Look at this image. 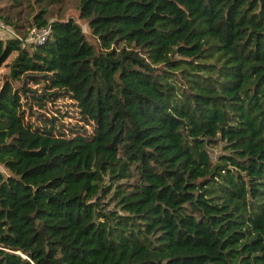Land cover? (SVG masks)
I'll return each instance as SVG.
<instances>
[{
    "label": "trees",
    "instance_id": "trees-1",
    "mask_svg": "<svg viewBox=\"0 0 264 264\" xmlns=\"http://www.w3.org/2000/svg\"><path fill=\"white\" fill-rule=\"evenodd\" d=\"M0 1V264H264V0Z\"/></svg>",
    "mask_w": 264,
    "mask_h": 264
},
{
    "label": "rangeland",
    "instance_id": "rangeland-1",
    "mask_svg": "<svg viewBox=\"0 0 264 264\" xmlns=\"http://www.w3.org/2000/svg\"><path fill=\"white\" fill-rule=\"evenodd\" d=\"M75 0H64L63 1V5H62V10L61 12L64 15H71L76 21H78V23L81 25L84 33H86V35H88L89 39H92V36L90 35V30L87 26L86 21L82 20L81 18H79L78 16V9L75 8L74 2ZM0 3H2V1H0ZM57 7V5L52 6V10H54ZM8 31H3L0 29V36H3L5 34H7ZM29 35V33H28ZM27 35V37L25 38V41H31L30 37ZM14 52H12L7 59L5 60V62H3L0 65V84L2 82V80L6 77V72L8 71V66L7 63L8 61L13 57ZM49 109H44L46 115H52V114H57L56 111H54V107H57L59 109L60 112L62 111H66V114H63V116L60 118L64 124L69 125V123H72L73 121H78L76 120V114L72 111L71 109V104H70V99L68 97H57L56 100L54 101V103L52 102V100H48V102H46L45 104ZM39 111H41V109H38ZM218 152L217 148H212L211 149V154L213 155V157H215L216 153ZM0 169L1 166H0Z\"/></svg>",
    "mask_w": 264,
    "mask_h": 264
},
{
    "label": "built area",
    "instance_id": "built-area-1",
    "mask_svg": "<svg viewBox=\"0 0 264 264\" xmlns=\"http://www.w3.org/2000/svg\"><path fill=\"white\" fill-rule=\"evenodd\" d=\"M0 29L3 31L10 30L9 27H7L3 22L0 21ZM48 27H40V28H34L32 27L29 31V37L30 40L36 41V42H43L47 38L48 34Z\"/></svg>",
    "mask_w": 264,
    "mask_h": 264
}]
</instances>
